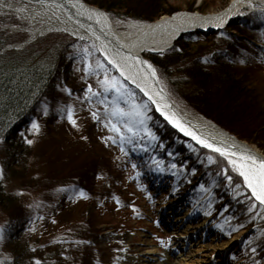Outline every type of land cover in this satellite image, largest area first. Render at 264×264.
I'll return each instance as SVG.
<instances>
[{
  "label": "rangeland",
  "instance_id": "rangeland-1",
  "mask_svg": "<svg viewBox=\"0 0 264 264\" xmlns=\"http://www.w3.org/2000/svg\"><path fill=\"white\" fill-rule=\"evenodd\" d=\"M228 1L168 2L176 11L202 12L200 8L204 5L211 6L207 10L210 12L225 7ZM146 2L148 3L146 0H130V8L140 10ZM109 13L115 18L109 15L113 20L122 19L116 9L111 8ZM246 21L247 17L243 16L230 19L226 28L232 27L234 35L242 37V47L246 45L252 48H239V52L233 56L235 59H228L229 64L226 66L234 77L247 80V84L252 83L249 89L258 102V108L264 113V29L252 30L251 25H246ZM38 25L30 20L20 19L16 13H0V35L2 40H6L3 48L24 41L29 31ZM239 26L237 31L233 29ZM22 27L27 29L24 31ZM60 32L63 31L49 33ZM217 38L213 41L221 43L224 40ZM50 39L52 42L57 41L58 36L52 35ZM84 48L92 53L89 59L93 67L97 60L102 61L109 76L118 77L135 93L138 101L143 100L115 69L97 55L99 52L94 44L84 42L83 45L72 47L78 55H82L81 58H75L71 71L67 76L63 75V83L60 84H66L73 94L70 96L57 88L43 104L47 105V114H44L42 107L35 117L41 125L40 132H29L31 124L23 131L22 138L32 139L33 143L29 144L20 171L13 174L5 169L4 146L0 142V168L5 174L2 178L6 189L19 197L21 213L31 222L27 229L33 226L36 228L35 231L26 230L31 241L45 242L60 236L72 237L75 225L88 220L97 234L89 237L86 245L91 249L92 256L98 259L97 264H178L185 259L187 262L202 260L200 264H252L253 260L264 264V226L253 221L252 215L249 216L251 220L246 218L235 222L234 226L243 227L233 230L232 219L236 215L232 216L228 212L229 206H217L218 197L210 188L212 178L208 182L199 178L195 181L198 186L194 190L195 185H186V181L190 180L187 179L185 167L173 168L172 159L167 161L156 154V141L150 143L147 150L134 149L133 145L126 144V152H121L117 144H106L101 139L112 133L103 125H97L88 115L92 105L81 107L83 101L77 100V96H83L82 90L87 84L103 91L98 87L97 81L103 79L105 70L97 69L91 74L82 70L86 63L83 59ZM169 75L179 91L190 89L186 86L189 76L184 67L172 66ZM115 95L114 91L103 93L108 103H111ZM176 102L185 108L183 103ZM68 103L76 105L79 128L73 127L58 111V106ZM92 103L96 108L103 107L98 100H93ZM134 142L140 141L137 139ZM258 142L251 144L264 152V140L259 138ZM156 160L163 161L159 164L163 171L157 170ZM133 163L136 168L132 167ZM75 182H81V185L77 184V187ZM61 186L83 189L87 196L77 197L71 188L61 191ZM233 199L235 197L231 200ZM247 200L249 198L242 199L241 202ZM11 212L17 214L14 213L17 212L16 209ZM10 213L0 208V226L4 227L8 223ZM245 213L248 214L247 209ZM249 239L253 241L252 245L248 244ZM250 246L257 248L256 259L248 250ZM151 249L155 251L151 253ZM7 256L9 246L4 238L0 240V259Z\"/></svg>",
  "mask_w": 264,
  "mask_h": 264
},
{
  "label": "trees",
  "instance_id": "trees-1",
  "mask_svg": "<svg viewBox=\"0 0 264 264\" xmlns=\"http://www.w3.org/2000/svg\"><path fill=\"white\" fill-rule=\"evenodd\" d=\"M85 1L108 13L111 8L116 9L124 20L154 21L176 11L169 5V0H146L148 3H143L137 11V8H130V0ZM210 7L203 5L200 10L205 13ZM246 17L245 23L251 25L252 30L264 29L263 10L252 12ZM231 29L224 28L210 34L186 33L165 52L147 53L146 56L154 64L161 82L175 101L216 122L239 139L258 144L259 138L264 140V113L258 108V102L249 89L252 83L247 84V80L234 77L226 66L229 64L228 59H235L233 56L239 52V48L247 50L252 47H242V37L234 35ZM233 29L237 31L240 26ZM52 35L58 36V40L50 41ZM217 37L224 40L221 43L213 41ZM5 42L0 35V49ZM78 44L83 45L84 42L66 32L49 33L38 37L21 50H8L0 55V142L4 146V167L13 174L22 169L29 150V144L21 134L35 119L45 100L56 91L57 84L63 83L62 77L71 71L75 58H81L82 54L78 55L72 49ZM69 50H73L75 55ZM97 55L100 56L99 53ZM175 65L184 67L188 73L186 86H189V90L179 91L177 84L170 80L169 69ZM148 107L152 117L151 127L159 137L155 142L156 154L167 161L172 159L177 168L187 169V179L190 181H186V185L193 187L201 177L206 182L212 178L210 188L218 197L217 206H229L228 212L232 216L236 215L232 219L233 226L235 222L250 219L252 215L253 221L264 226V209L257 207L245 213L249 201L241 200L251 198V193L243 184L242 177L232 171L228 161L218 153L200 148L182 137L155 113L150 103ZM190 145L195 146L196 150L193 151ZM209 154L214 157L211 163L207 160ZM224 170L232 176L231 184ZM4 182V178H0V208L7 213L15 209L17 211L14 212L17 214L10 213L8 223L4 226V238L9 246V256L12 257L11 261L7 259L9 256L3 258L4 264H33L34 257L41 264H97L98 259L92 256L91 249L86 245L87 239L97 234L91 222L84 220L76 224L72 237L60 236L45 242H32L30 234L26 232L29 218L23 216L19 197L6 189ZM75 184L80 186L81 182ZM237 184L241 185L240 189L236 188ZM197 186L193 187L194 190ZM232 197L235 199L231 200ZM251 199L254 201V198Z\"/></svg>",
  "mask_w": 264,
  "mask_h": 264
},
{
  "label": "snow or ice",
  "instance_id": "snow-or-ice-1",
  "mask_svg": "<svg viewBox=\"0 0 264 264\" xmlns=\"http://www.w3.org/2000/svg\"><path fill=\"white\" fill-rule=\"evenodd\" d=\"M244 2L248 3L250 6H255L252 5V0H244ZM261 6L264 7V3H262ZM83 53V59L86 63L82 70L85 73L91 74L97 69L104 68L105 74L103 79L97 81L98 87L103 91H98L97 88L92 86V84H87L85 89L82 90L83 96H77V100L83 101L81 107L84 105H92V107L89 108L88 115H90L92 119L97 122L98 126L103 125L108 129L109 133H112V135L107 137H101L106 144L109 142L117 144L121 152H126V144L133 145L134 149L147 150L150 143L158 141L159 137L149 125V122L152 120V117L148 114V105L150 102L155 105V110L159 112L160 115L163 116V118L179 132L191 137V139L196 141L198 145H201L214 153H219L221 157L227 159L228 163L232 166V171L237 172L240 177H243V184L251 190V197H254V201L249 198V207L247 208L248 212H252L257 207L264 209V158H259L251 152H237L227 146L219 145L213 140L198 134L182 119L177 111L174 110L171 102L167 98V94L163 92V89L149 91L142 85L137 84V87H140L145 96L148 97L147 101H138L135 93L132 92V90L129 89L122 80L116 76H109L107 74V69L102 61L97 60L95 66L93 67L89 59L92 53L88 48H84ZM132 60L139 61L142 66H146L148 69L145 73L146 76H149L153 80L159 82L157 70L151 63H149V61L143 60L140 57H132ZM112 63L120 70L121 76H123L125 73L122 66L115 60H113ZM97 74L99 73L97 72ZM129 78L131 79V77ZM133 83H136L135 79H133ZM57 88H60L70 96L73 94L72 89H70L66 84H57ZM111 91H114L116 95L112 97L111 103H108V99L103 96V93ZM93 100H98L99 104L103 107L96 108L92 103ZM121 101H123V104ZM42 110L44 114H47L48 108L46 104L43 105ZM58 111L61 116L66 118L73 127H80L77 123L79 117L76 115L75 104L68 103L63 106H58ZM40 130L41 125L37 120L33 119L31 121V127L28 131L33 134H38ZM24 139L27 144L33 143L32 139L27 137ZM137 139L140 142H134ZM190 147L193 151L196 150L195 146L190 145ZM169 155L171 156L172 153H169ZM207 160L209 163L213 162V155L209 154ZM155 162L157 164V170L163 171V168H159V164H162L163 161L156 160ZM132 167L136 168V164L133 163ZM172 167L175 168L177 165L173 163ZM193 171H195V169H193ZM3 175V169L0 168V178H2ZM224 175L231 184L233 182V178L231 175L227 174V170H224ZM201 187H203V185H201ZM240 187V184L236 185L237 189H240ZM68 188H71L77 197L87 196L83 189L76 190L73 186H61L60 190L63 191ZM20 191L21 193L23 192L22 189ZM237 195H239V192H237ZM256 202H258V204ZM117 203H119L118 199ZM31 206L32 205H29V207ZM240 227H243V225H235L233 226V230H238ZM26 230L35 231L36 228L33 226L31 229ZM4 231V227L0 226V240L4 239ZM229 235H231V233H229ZM252 243L253 241L249 239L248 244L252 245ZM248 250L251 252L253 257L257 255V248L255 246H250ZM7 259L11 261L12 257L9 256ZM0 264H4V259H0ZM33 264H41V261L34 257ZM252 264H258V261L253 260Z\"/></svg>",
  "mask_w": 264,
  "mask_h": 264
},
{
  "label": "bare ground",
  "instance_id": "bare-ground-1",
  "mask_svg": "<svg viewBox=\"0 0 264 264\" xmlns=\"http://www.w3.org/2000/svg\"><path fill=\"white\" fill-rule=\"evenodd\" d=\"M36 1L0 0V13H16L20 19L30 20L33 24H39L37 27H34L29 31L28 38L43 31L57 29H63L82 37L92 38L95 40V45L97 49H99L100 54L104 55V57L111 61L115 60L119 63L124 69V75L128 79L131 77L130 80L132 82L133 79H135L136 83L147 88L149 91H156L158 89L154 85L153 79L146 76L145 73L148 71L147 67L142 66L139 61L132 62L130 53H128L129 51L136 50V52H138L137 50L142 49L143 51L141 52V55L135 53L132 55L134 57H140L143 60L149 59L146 56L148 52L159 46H165L168 44L177 29L198 21L200 14L207 15L205 18L207 24H211L213 27H223L230 19L244 17L246 15L245 13H242L244 10L252 7H262L261 5L264 3V0H252V5L255 6H250L248 3H245L244 0H229L225 7L207 13H201L198 10H178L174 12V14H164L154 21L125 20L119 22L118 20H113L104 9L97 6H85L79 3V0H69L72 5L79 8L78 12H73L71 14H66L60 7L49 4L48 2H45V0ZM80 14L89 17V20L92 21L95 28L104 33H101L102 35L98 34V36H93L87 27L80 24V19L82 18ZM113 22L117 23L114 24ZM111 23L117 26L123 25V27L119 28V31L121 32H113V28L110 25ZM21 29L25 31L27 28L22 27ZM114 33L118 34V36H123V38L127 36L129 39L131 38L132 40L137 41V44L129 45L127 44L129 41H125L126 46L123 45V51L121 50L122 44H120V50H116V42H114L112 36ZM123 52H126V54ZM117 53L124 55L121 57ZM141 73L143 74L142 79L139 77L142 75ZM175 105L174 110L177 111L182 119L198 134L213 140L219 145L221 143L227 147L234 146V150L237 152H251L259 158H264V152L257 146L239 138L236 139L229 131L227 132L226 129L205 116L188 110L178 105L176 102ZM154 251V249H151V253ZM199 262L203 261L201 260L197 262V260H188L187 262L185 259L178 264H200Z\"/></svg>",
  "mask_w": 264,
  "mask_h": 264
},
{
  "label": "water",
  "instance_id": "water-1",
  "mask_svg": "<svg viewBox=\"0 0 264 264\" xmlns=\"http://www.w3.org/2000/svg\"><path fill=\"white\" fill-rule=\"evenodd\" d=\"M32 1H36V0H31ZM36 2H39V1H36ZM45 2H48L49 4H52V5H56L58 7H60L66 14H71L73 12H78L79 8L72 5L71 2L69 0H45ZM79 3L85 5V6H88V7H93L94 5H91L89 3H87L85 0H79ZM96 7V6H94ZM174 14V13H172ZM81 15V19H80V24L87 27L88 30L93 34V36H98V34L102 35L101 33H104L98 29L95 28L94 24L92 23V21L89 20V17H86L84 16L83 14H80ZM206 14H200V18L198 19V21L196 22H193L191 24H187L185 26H182L180 27L179 29L176 30L175 34L173 35V37L170 39V41L168 42V44H166L165 46H159L157 48H155L154 50H151L150 53H161L167 49H169L170 47L173 46V44L175 43V41H177L181 35L185 34V33H191V32H194V31H198V32H207V33H213L215 31H217L218 29H221V27H213L211 24H207V22H205V18H206ZM119 22H121L122 20H118ZM118 22V23H119ZM229 21L226 22L225 25H229ZM114 24H116L117 22H113ZM111 27L113 28V32L114 31H118V32H121L119 31V28L120 27H123V25H113L112 23L110 24ZM51 31H63V32H67L69 34H71L72 36L82 40V41H85V42H91L93 44H96L95 40H93L92 38L90 37H82V36H79V35H75V34H72L66 30H63V29H57V30H51ZM51 31H43L41 33H38L37 35H32L30 36L26 41H23V42H19V43H16V44H9L7 46H5L2 50H0V54H3L4 52H6L7 50H11V49H23L24 47H26L29 43L33 42L34 40L37 39V37L41 36V35H44V34H47ZM107 34H109L108 32H106ZM105 33V34H106ZM106 34V36L108 37V35ZM113 39H114V42H116V50H120V44H122L121 46V50L123 51V45H125V41H129V45H134V44H137V41L135 40H132L131 38L129 39L127 36L125 38H123V36H118V34H113ZM132 48V47H131ZM134 48V47H133ZM99 50V49H98ZM130 50V49H129ZM133 51V52H132ZM138 52H136V50H131L129 51L128 53H130V58H131V61L134 62V60H132V57H134L132 54H138V55H141V52L143 51L142 49H139L137 50ZM124 54H126V52H123ZM118 54V53H117ZM124 54H118L119 56L123 57ZM102 55V54H101ZM103 58L117 71V73L120 75V77L125 80L126 82H128L131 86H133L135 89H137L147 100H148V97L145 96L144 92L141 90L140 87H137V84L138 83H133L130 79H128L125 75L121 76V73L119 72V70L115 67V65L112 63V61L106 57H104V55H102ZM147 61H149V63H151L153 65V63L149 60V59H146ZM154 66V65H153ZM155 67V66H154ZM156 69V68H155ZM142 74V73H141ZM158 75V73H157ZM141 79L143 78V74L141 76H139ZM159 77V75H158ZM154 82V85L156 86L157 89H163V92L167 94V98L168 100L171 102L173 108L176 106L175 105V101L173 99L170 98L169 96V93L167 92V90L162 86L161 82H160V79H159V82L153 80ZM174 101V102H173ZM153 105V104H152ZM154 109H155V105H153ZM155 112L160 115L159 112H157L155 110ZM161 116V115H160ZM161 118L163 120H165L163 118V116H161ZM166 121V120H165ZM167 122V121H166ZM168 123V122H167ZM169 126H171L173 129H175L178 133H180L182 136H184L185 138H188L190 139L193 143H195L196 145H198L196 143V141H193L189 136L185 135L184 133H181L179 132L175 127H173L171 124L168 123ZM227 131V130H226ZM228 132V131H227ZM232 136H234L236 139H238L237 136H235L234 134L231 133ZM220 145H222L220 143ZM224 145V144H223ZM222 145V146H223ZM199 147H202L204 148L203 146L201 145H198ZM225 146V145H224ZM230 149H233L234 150V147H231V146H228ZM207 149V148H205ZM209 150V149H208Z\"/></svg>",
  "mask_w": 264,
  "mask_h": 264
}]
</instances>
